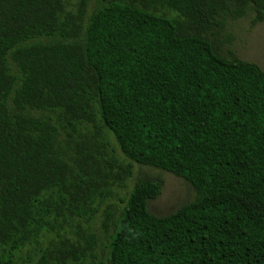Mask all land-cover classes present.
<instances>
[{"label":"trees","instance_id":"obj_1","mask_svg":"<svg viewBox=\"0 0 264 264\" xmlns=\"http://www.w3.org/2000/svg\"><path fill=\"white\" fill-rule=\"evenodd\" d=\"M91 5L0 0V264H264V71L227 32L264 0ZM133 165L193 200L152 214L143 174L116 215Z\"/></svg>","mask_w":264,"mask_h":264},{"label":"rangeland","instance_id":"obj_2","mask_svg":"<svg viewBox=\"0 0 264 264\" xmlns=\"http://www.w3.org/2000/svg\"><path fill=\"white\" fill-rule=\"evenodd\" d=\"M95 0H92L94 5ZM249 17H245L236 22H230L227 27V32L231 35L232 40L230 44L231 50L235 56L240 60L252 62L258 65L264 71V23L251 26ZM111 147L116 151L117 157L122 160L121 153L119 152L115 141L108 135ZM134 175L133 178L127 182L125 189H116L114 197L108 204L114 206V213L117 215L119 210L122 209L124 200L130 192L135 179L143 174L159 177L163 182L162 191L159 197L153 201L149 208L154 215H166L174 211L181 204H185L194 197V191L183 180L172 176L171 174L163 173L154 169L140 167L133 165ZM105 207L102 208V211ZM102 211L95 221V231L99 237V252L105 250L106 240H104L101 221Z\"/></svg>","mask_w":264,"mask_h":264}]
</instances>
